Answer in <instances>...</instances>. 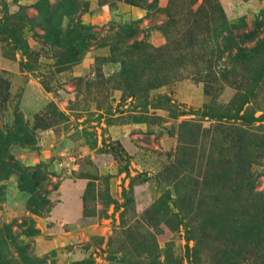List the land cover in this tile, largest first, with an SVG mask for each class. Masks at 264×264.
I'll list each match as a JSON object with an SVG mask.
<instances>
[{"label": "rangeland", "instance_id": "374dc122", "mask_svg": "<svg viewBox=\"0 0 264 264\" xmlns=\"http://www.w3.org/2000/svg\"><path fill=\"white\" fill-rule=\"evenodd\" d=\"M67 1L0 0V264H264V0Z\"/></svg>", "mask_w": 264, "mask_h": 264}, {"label": "trees", "instance_id": "16d2710c", "mask_svg": "<svg viewBox=\"0 0 264 264\" xmlns=\"http://www.w3.org/2000/svg\"><path fill=\"white\" fill-rule=\"evenodd\" d=\"M77 1V0H76ZM78 2L81 4V1L78 0ZM131 3H133L132 1H130ZM74 0H68L67 1V6H73L74 5ZM81 9H80V14L83 15L85 13V10L83 8H85L84 5H81ZM78 9L74 8V9H68V11L65 12V15L67 16V18L69 19V33L71 34L72 32V37L70 38V40H74L75 39V43L78 44H82L84 47V51H88L94 47H98L101 44H95V41L97 40V36H93L90 33H87V30H83L82 28H88L89 30H92L91 28L94 26L92 23H87L83 22L82 19H80V22H76L74 21L73 17L76 15ZM198 20L197 17H194V21L196 22ZM80 27V28H78ZM82 27V28H81ZM96 29V28H95ZM94 30V29H93ZM95 31V30H94ZM62 31L59 32L58 35L55 34L54 32V36L55 38H59ZM96 32H98V30L96 29ZM94 34V32H93ZM59 41V40H58Z\"/></svg>", "mask_w": 264, "mask_h": 264}, {"label": "crops", "instance_id": "0c3cea01", "mask_svg": "<svg viewBox=\"0 0 264 264\" xmlns=\"http://www.w3.org/2000/svg\"><path fill=\"white\" fill-rule=\"evenodd\" d=\"M130 4H132V6H135V5H137V4H134V3H131L130 2ZM87 22V21H86ZM88 23H92V22H88ZM94 48H96V47H94ZM94 48H92V49H94ZM91 50V49H90ZM89 51V50H88Z\"/></svg>", "mask_w": 264, "mask_h": 264}]
</instances>
